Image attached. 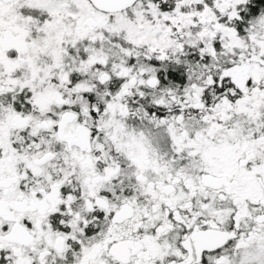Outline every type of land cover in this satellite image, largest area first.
I'll use <instances>...</instances> for the list:
<instances>
[{
  "label": "snow or ice",
  "instance_id": "6c2138e0",
  "mask_svg": "<svg viewBox=\"0 0 264 264\" xmlns=\"http://www.w3.org/2000/svg\"><path fill=\"white\" fill-rule=\"evenodd\" d=\"M0 264H264V0H0Z\"/></svg>",
  "mask_w": 264,
  "mask_h": 264
}]
</instances>
